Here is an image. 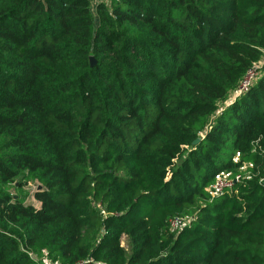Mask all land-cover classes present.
Here are the masks:
<instances>
[{
    "label": "trees",
    "instance_id": "1",
    "mask_svg": "<svg viewBox=\"0 0 264 264\" xmlns=\"http://www.w3.org/2000/svg\"><path fill=\"white\" fill-rule=\"evenodd\" d=\"M0 264H264V0H0Z\"/></svg>",
    "mask_w": 264,
    "mask_h": 264
},
{
    "label": "built area",
    "instance_id": "2",
    "mask_svg": "<svg viewBox=\"0 0 264 264\" xmlns=\"http://www.w3.org/2000/svg\"><path fill=\"white\" fill-rule=\"evenodd\" d=\"M255 73L254 69H250L243 80L240 83L238 92L245 91L252 80L254 79ZM239 176H235L234 179L226 177L225 174H220L216 177L212 190L214 194L220 193L223 189L230 187L232 182L237 180ZM189 220L184 217H174L169 221L171 231H178L182 226H184Z\"/></svg>",
    "mask_w": 264,
    "mask_h": 264
},
{
    "label": "rangeland",
    "instance_id": "3",
    "mask_svg": "<svg viewBox=\"0 0 264 264\" xmlns=\"http://www.w3.org/2000/svg\"><path fill=\"white\" fill-rule=\"evenodd\" d=\"M100 1H105V0H90L91 12H92L94 19H95L96 4ZM243 170H244V165L237 169L238 172H242ZM231 173L232 172L230 171V172H225L224 174L226 177H229V174H231ZM37 185L38 184L36 181H30L27 185L22 186L20 189H17V186L14 183V184L10 185V187L8 189L12 194H16V193L20 194L23 197L25 203H31L34 205H39L38 201L33 198V192L37 188ZM123 242L125 243V239H123Z\"/></svg>",
    "mask_w": 264,
    "mask_h": 264
},
{
    "label": "water",
    "instance_id": "4",
    "mask_svg": "<svg viewBox=\"0 0 264 264\" xmlns=\"http://www.w3.org/2000/svg\"><path fill=\"white\" fill-rule=\"evenodd\" d=\"M89 60H90V65H91V66H94V65L96 64V60H95V58H94L93 56H90V57H89ZM198 140H199V139H195V140L193 141V144L197 143ZM38 188H40V186H39Z\"/></svg>",
    "mask_w": 264,
    "mask_h": 264
}]
</instances>
